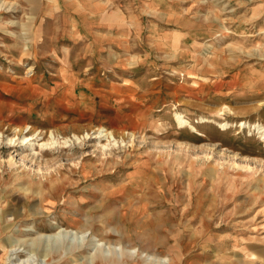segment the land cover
<instances>
[{
  "label": "rangeland",
  "instance_id": "rangeland-1",
  "mask_svg": "<svg viewBox=\"0 0 264 264\" xmlns=\"http://www.w3.org/2000/svg\"><path fill=\"white\" fill-rule=\"evenodd\" d=\"M0 133V264H264V0H0Z\"/></svg>",
  "mask_w": 264,
  "mask_h": 264
},
{
  "label": "bare ground",
  "instance_id": "bare-ground-1",
  "mask_svg": "<svg viewBox=\"0 0 264 264\" xmlns=\"http://www.w3.org/2000/svg\"><path fill=\"white\" fill-rule=\"evenodd\" d=\"M5 3V2H4ZM18 38V37H17ZM19 38H21L22 40H23V49H21V54L23 55V56H29L30 54H31V48H30V45H31V43L33 44L34 42H35V40L34 39H31L30 38V36H28V35H25V36H22V37H19ZM22 46V45H21ZM20 50V49H19ZM14 51V50H13ZM69 56H70V54H68ZM57 59H59V58H57ZM28 60V59H27ZM31 61V60H30ZM22 62V61H21ZM39 62H40V60H39ZM68 63V62H67ZM33 70V69H32ZM65 78V77H64ZM180 124L181 125H186V126H188L187 124L189 123L188 121H186V120H183V119H180ZM17 131V130H16ZM106 130H102V131H100L101 133H103V132H105ZM19 134L21 133V134H23V130H20L19 132H18ZM18 134V135H19ZM133 134V133H132ZM2 135V136H1ZM3 136H4V133L2 134V133H0V137L1 138H3ZM27 140V138L26 139H24L23 141H26ZM33 140V139H32ZM31 141V140H30ZM1 142V141H0ZM10 143H11V141H10ZM53 144V143H52ZM56 144V143H55ZM58 144V143H57ZM53 237V236H52ZM46 238H49V237H46ZM40 240L42 241V239L40 238Z\"/></svg>",
  "mask_w": 264,
  "mask_h": 264
}]
</instances>
